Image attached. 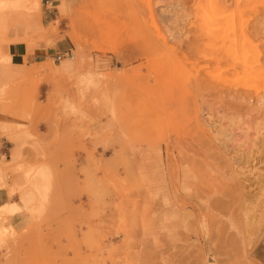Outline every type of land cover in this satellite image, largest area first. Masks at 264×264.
Segmentation results:
<instances>
[{
  "label": "rangeland",
  "instance_id": "374dc122",
  "mask_svg": "<svg viewBox=\"0 0 264 264\" xmlns=\"http://www.w3.org/2000/svg\"><path fill=\"white\" fill-rule=\"evenodd\" d=\"M58 1L52 23L41 0L0 19V138L113 151L115 199L78 224L84 249L76 225L49 222L44 191L0 207V264H259L264 0ZM36 8L41 27L9 29ZM19 28L52 50L44 63L10 65ZM20 170L0 164V188Z\"/></svg>",
  "mask_w": 264,
  "mask_h": 264
},
{
  "label": "crops",
  "instance_id": "0c3cea01",
  "mask_svg": "<svg viewBox=\"0 0 264 264\" xmlns=\"http://www.w3.org/2000/svg\"><path fill=\"white\" fill-rule=\"evenodd\" d=\"M44 7L45 21L52 23L59 19V1L41 0ZM41 17V18H40ZM28 25V30L34 25L42 26V14L37 18L28 16L25 19L14 21L9 29L20 21ZM30 26V27H29ZM8 29V30H9ZM8 48L10 65L24 66L33 63L41 64L50 55L51 49L45 48L42 43L30 46L22 39L26 33L22 29H13L10 33ZM63 42L57 44V53L66 52ZM0 74L9 75L4 64L0 65ZM0 164L11 165L21 169L5 187L0 188V207L7 205L22 207V198L25 196L38 198V192L44 191L47 200L45 216L53 224L76 225V243L84 249L83 233L87 228L79 230V223L93 217L98 210L115 199V190L112 186L115 181L110 176V167H116V158L111 150L102 148H16L9 147L5 139L0 138ZM96 166V170H95ZM31 175L27 177V172ZM40 172L41 178H36ZM116 176V173L114 174ZM12 178V180H11ZM23 212L15 216L22 217ZM109 211L103 220L109 217ZM83 232V233H82ZM121 239L113 238L105 244L120 245ZM109 245L108 247H112ZM254 258L259 264H264V235L254 250ZM106 264H113L110 260Z\"/></svg>",
  "mask_w": 264,
  "mask_h": 264
},
{
  "label": "bare ground",
  "instance_id": "6f19581e",
  "mask_svg": "<svg viewBox=\"0 0 264 264\" xmlns=\"http://www.w3.org/2000/svg\"><path fill=\"white\" fill-rule=\"evenodd\" d=\"M22 1H24V0H0V12H3L1 15H0V19H2V18H4L6 15V12L7 11H11V10H17L20 6H21V4H22ZM26 1V0H25ZM207 3V2H206ZM256 4V3H255ZM207 6H209V4H207ZM213 7H214V5H213ZM248 8V7H247ZM212 9V8H211ZM37 10V11H36ZM34 11H35V14L33 15L34 17L33 18H36V17H38V9L36 8V9H34ZM211 11V10H210ZM209 11V12H210ZM5 13V14H4ZM207 13V12H206ZM205 13V14H206ZM215 14V13H214ZM226 14V13H225ZM200 17H202V16H200ZM206 17L208 18V16L206 15ZM228 17V16H227ZM41 18V17H40ZM206 18V19H207ZM210 19V17L207 19V20H209ZM207 20H205V22H206V24H207ZM211 20H209V22H210ZM208 22V23H209ZM213 22V21H212ZM31 24V23H30ZM30 24H28V25H30ZM30 27V26H29ZM256 62V61H255ZM257 63H258V61H257ZM1 234V233H0ZM1 237H2V235H1ZM0 237V238H1Z\"/></svg>",
  "mask_w": 264,
  "mask_h": 264
},
{
  "label": "built area",
  "instance_id": "2783aa9c",
  "mask_svg": "<svg viewBox=\"0 0 264 264\" xmlns=\"http://www.w3.org/2000/svg\"><path fill=\"white\" fill-rule=\"evenodd\" d=\"M69 55H70V52H66V53H63V54L59 53L56 56V60L61 61L63 58L68 57Z\"/></svg>",
  "mask_w": 264,
  "mask_h": 264
}]
</instances>
